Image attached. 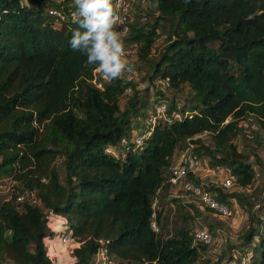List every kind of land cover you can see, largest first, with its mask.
Instances as JSON below:
<instances>
[{
    "label": "trees",
    "instance_id": "trees-1",
    "mask_svg": "<svg viewBox=\"0 0 264 264\" xmlns=\"http://www.w3.org/2000/svg\"><path fill=\"white\" fill-rule=\"evenodd\" d=\"M151 2L152 22L132 18L129 32L118 36L134 42L142 60L158 37V20L167 24L147 77L177 90L187 86L192 103L177 109L193 113L158 121L133 148L129 131L140 128L130 124L139 113L135 93L120 107L127 82L108 79L95 87L91 70L98 61L87 63L92 45L70 47L72 33L87 31L83 18L56 26L41 0H0V177L41 203L18 202L10 190L0 197V264H55L46 247L57 237L54 226L71 229L78 241L65 264H92L98 249L112 264H199L204 243L193 242L184 225L163 235L158 199L152 206L157 193L171 189L173 156L190 140L196 157L227 166L239 185L251 182L252 165L233 138L242 119L264 127V0ZM203 132L209 144L197 136ZM121 140L127 146L120 149ZM206 187L223 200L217 187ZM262 209L242 234L247 264H264Z\"/></svg>",
    "mask_w": 264,
    "mask_h": 264
},
{
    "label": "rangeland",
    "instance_id": "rangeland-1",
    "mask_svg": "<svg viewBox=\"0 0 264 264\" xmlns=\"http://www.w3.org/2000/svg\"><path fill=\"white\" fill-rule=\"evenodd\" d=\"M66 4H74V0H64ZM156 15V10L151 0H146L143 6H136L133 13V21L141 24L151 23ZM54 25L58 26L54 22ZM167 24L158 20L156 31L158 40L153 43L150 54L145 59H138L136 55V44L131 41L122 40L126 50V58L134 67V71L125 73L121 78L126 81L125 86L129 90L123 92L118 98L120 107H124L130 96L135 93L136 106H139V113L131 117V126H140L144 117L151 110L154 100L163 97L168 105L173 102L176 105L185 104L189 108L192 102L191 92L187 86L182 85L179 90L164 83V80L157 77L149 79L147 75L151 72L152 62L157 59L159 51L165 44ZM135 91V92H134ZM141 102H144L141 105ZM132 139L135 129L129 131ZM204 143L209 144V135L206 132L200 134ZM238 151L246 156V161L252 165L253 178L245 186L235 181L227 166L218 164L217 171L208 155L200 153L196 159L197 177L203 183L217 187L223 193L225 201L232 210L230 217H222L213 211L197 204L196 200L189 193L180 188H171L163 197L157 193L154 198L157 207H161V230L163 235H170L181 225L191 231L197 226H204L211 234V240L204 243V249L200 253V264H237L240 254L242 234L248 224H256V216L262 218L264 204L261 197L264 195V130L255 121L251 120L246 128H240L238 135L233 138ZM119 148L125 146V140L118 144ZM180 150V149H179ZM56 165H60V158H56ZM232 176V184L229 187H219L221 176ZM12 181L6 177H0V197H9V190ZM32 204L41 207V203L33 193H27ZM259 204L257 206L256 204ZM155 205V203H154ZM156 206V205H155ZM53 236H58L59 229L52 227ZM48 242L46 243V246ZM63 252H68L65 247ZM53 258V257H52ZM5 264V263H2ZM125 264V263H122Z\"/></svg>",
    "mask_w": 264,
    "mask_h": 264
},
{
    "label": "built area",
    "instance_id": "built-area-1",
    "mask_svg": "<svg viewBox=\"0 0 264 264\" xmlns=\"http://www.w3.org/2000/svg\"><path fill=\"white\" fill-rule=\"evenodd\" d=\"M44 4V8L46 13L53 18V21L58 24V26L62 22H69L72 20H77L79 18H83L79 14V9L74 3L66 4L64 0H41ZM146 0H112L114 13L116 15V32L119 35L127 34L129 32V22L133 18L134 9L136 6H143ZM67 6V8H65ZM158 40V37L154 39V42ZM126 56V50H125ZM98 63L91 70V83L97 87L102 88L103 83L108 80V78L99 70ZM127 70V69H125ZM166 85L167 82L164 80ZM129 90L128 86L123 88V92ZM178 105L175 104V107L170 108L168 103L165 101L163 97L158 98L153 101L151 110L144 117L142 124L139 126L140 128H132L135 129V133L132 137V147L137 148L141 140L149 134L150 128L156 124L160 120H170L171 118H179L181 115L191 116L193 111L184 110L183 113L177 109ZM170 118V119H168ZM228 117L224 120L226 121ZM251 121V118L242 119L238 122V125L242 128H246L248 123ZM138 127V126H137ZM264 130V127H262ZM198 134L197 136H199ZM196 135L192 137L195 138ZM127 146V145H126ZM124 146V147H126ZM194 146V142L187 140L184 148L177 152L172 160L170 161L167 167L168 173V181L170 183L171 188H180L186 193H189L192 198L196 200L197 204L202 205L204 208H207L214 213L218 214L222 217H230L232 215V210L228 206V204L223 200H218L215 196V192L210 188H207V184L203 183L197 177L196 170V159L197 157L193 153L192 149ZM116 148L113 146H107L105 148L106 152L115 153ZM217 165L213 166V168L217 169ZM192 173V177L188 178L187 174ZM194 177L198 178V181L194 179ZM232 184V176H221L219 180V187L226 188ZM10 191H15L16 201H21L26 195V191L23 189L22 185H19L17 189L12 187ZM155 200L152 202V206H154ZM151 221L150 226L154 232L158 231V227L156 222L154 221V212L151 213ZM192 240L193 242H201L208 243L211 240V234L207 228L204 226H197L191 230ZM59 243L62 244L65 249L70 252L71 249L78 244L77 239L72 234L71 229L62 227L59 229V233L57 236ZM47 247V246H46ZM249 251L245 254L239 256L237 264H247ZM92 264H112V262L107 258L104 251L102 249H98L94 255V259ZM200 264V263H199Z\"/></svg>",
    "mask_w": 264,
    "mask_h": 264
},
{
    "label": "clouds",
    "instance_id": "clouds-1",
    "mask_svg": "<svg viewBox=\"0 0 264 264\" xmlns=\"http://www.w3.org/2000/svg\"><path fill=\"white\" fill-rule=\"evenodd\" d=\"M79 9L81 26L87 29L82 35L75 31L70 40L73 51L88 48L89 65L99 61V70L110 80L119 79L125 73L134 71V67L125 56L123 41L115 31L116 15L112 0H74ZM127 69V70H125Z\"/></svg>",
    "mask_w": 264,
    "mask_h": 264
},
{
    "label": "crops",
    "instance_id": "crops-1",
    "mask_svg": "<svg viewBox=\"0 0 264 264\" xmlns=\"http://www.w3.org/2000/svg\"><path fill=\"white\" fill-rule=\"evenodd\" d=\"M171 188V187H170ZM59 226H56L58 229ZM60 243L57 241V237H53L48 241L47 249L55 264H65L71 260V255L68 252H63V247H60Z\"/></svg>",
    "mask_w": 264,
    "mask_h": 264
}]
</instances>
